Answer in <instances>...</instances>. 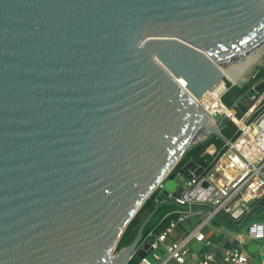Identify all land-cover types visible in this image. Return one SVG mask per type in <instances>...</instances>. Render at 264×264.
<instances>
[{
	"label": "water",
	"instance_id": "obj_1",
	"mask_svg": "<svg viewBox=\"0 0 264 264\" xmlns=\"http://www.w3.org/2000/svg\"><path fill=\"white\" fill-rule=\"evenodd\" d=\"M263 52L264 0H0V264L146 258L156 211L116 252L130 223L198 128L227 141L197 101Z\"/></svg>",
	"mask_w": 264,
	"mask_h": 264
},
{
	"label": "built area",
	"instance_id": "obj_2",
	"mask_svg": "<svg viewBox=\"0 0 264 264\" xmlns=\"http://www.w3.org/2000/svg\"><path fill=\"white\" fill-rule=\"evenodd\" d=\"M256 74L257 72L252 75L248 84L256 78ZM263 81L264 78L256 80L250 89ZM228 91L229 87L226 85L224 91L216 98V105L211 103L212 93L203 96L197 103L207 112L210 123L216 127L223 117H229L230 123L236 128L233 138L227 139L224 143L222 149L224 152L221 155L215 146L206 151L212 157V161L192 180H186L182 174L177 173L178 181L184 187L177 197L170 196L160 200L164 181L159 184L155 190L159 191L157 202H171L176 206V210L167 214L164 219L171 215L175 217L161 233L150 232L139 249L149 240H153L152 252L162 249L176 264H188V243L191 239L195 238L207 248L215 245L214 240L204 231V228L211 226L213 219L222 218L220 221L224 223L228 221L240 225L264 199V90L260 93L255 92L250 97L248 102L250 106L241 116L239 113L233 115L232 107L223 102V96ZM219 129L222 131L223 127ZM195 216H198L199 220L191 233L180 241H169L171 233L180 224ZM246 230L250 239L264 240V219L251 222ZM245 247L244 241L238 237L237 246L225 251L223 261L230 264H249L250 256ZM214 262L213 252L206 250L194 264ZM139 264L155 263L147 256L141 259Z\"/></svg>",
	"mask_w": 264,
	"mask_h": 264
},
{
	"label": "trees",
	"instance_id": "obj_3",
	"mask_svg": "<svg viewBox=\"0 0 264 264\" xmlns=\"http://www.w3.org/2000/svg\"><path fill=\"white\" fill-rule=\"evenodd\" d=\"M263 78H264V67L260 68L257 71L256 78L254 80H251L248 85H244L243 87H236L229 85V91L223 96V102L227 106L233 107L236 101L239 100L251 88V86L254 84L256 80ZM211 103L213 104L216 103V99L214 97L212 98ZM249 106L250 104L240 105L239 116L245 113V111H247ZM235 129L236 128L234 127V125L230 123L229 125L223 127L222 133L227 139H232ZM212 146H215L217 148L218 152H220V155L224 152V150L222 151L224 147V142L216 136H211V138L191 147L185 153L184 157L181 159V161L175 168L174 172L176 174L179 173L180 170L184 166H186L187 163H189L190 161L197 162L199 160H203L206 163L211 162L212 157L208 153H206V151ZM158 196H159V191H155L146 201L142 209L139 211V213L136 215V217L133 219V221L126 229L124 235L122 236L118 244L117 250L124 249L134 241L142 221L153 211L156 212L144 230V237H147L148 234L152 231H155V233L159 234L166 229V227L170 223V220H172L175 216L171 215L166 219L164 218L167 214L176 210V206L171 202H165V203L157 202ZM221 219L222 218H220L219 220ZM263 219H264V199L261 201L260 205L256 206L253 212L247 216V219L244 223L240 225H234L228 221H225V224L233 229H240V228H246L248 224H250L253 221H259ZM140 262L141 259L137 255H135L128 264H139Z\"/></svg>",
	"mask_w": 264,
	"mask_h": 264
},
{
	"label": "crops",
	"instance_id": "obj_4",
	"mask_svg": "<svg viewBox=\"0 0 264 264\" xmlns=\"http://www.w3.org/2000/svg\"><path fill=\"white\" fill-rule=\"evenodd\" d=\"M198 220L199 217L195 216L180 224L178 228L171 233L169 241H180L184 239L197 227ZM204 231L208 237L214 240L215 245L211 248H207L195 238L191 239L188 243V264H194L198 257L206 250H211L213 252L215 256V262L213 264H230L223 261L224 253L237 246L238 237H240L246 245V252L250 256L249 264H264V240L250 239L246 228L233 229L216 218L212 220L210 227L204 228ZM148 258L155 264H176L172 259L168 258L167 254L162 249L151 252Z\"/></svg>",
	"mask_w": 264,
	"mask_h": 264
},
{
	"label": "bare ground",
	"instance_id": "obj_5",
	"mask_svg": "<svg viewBox=\"0 0 264 264\" xmlns=\"http://www.w3.org/2000/svg\"><path fill=\"white\" fill-rule=\"evenodd\" d=\"M264 56V52L257 58V60L254 62V63H252L249 67H248V69L239 77V79L235 82L227 73H225L224 75H223V77H228L229 79H230V81L234 84V85H236L237 83H238V81L248 72V70L256 63V62H258L262 57ZM225 87H226V84H225V82L223 81V82H221L217 87H216V89L214 90V91H212V92H210V93H212V96L216 99L219 95H220V93L222 92V91H224V89H225ZM217 103V102H216ZM213 105H216V104H213ZM208 136V129L206 128V127H200V128H198V130H197V132L195 133V135H194V137H193V139H192V143L193 144H197L198 142H200V141H202L203 139H205L206 137ZM122 256V252L121 253H118L117 255H115L114 257H113V260H114V262H117L118 260H119V258Z\"/></svg>",
	"mask_w": 264,
	"mask_h": 264
},
{
	"label": "rangeland",
	"instance_id": "obj_6",
	"mask_svg": "<svg viewBox=\"0 0 264 264\" xmlns=\"http://www.w3.org/2000/svg\"><path fill=\"white\" fill-rule=\"evenodd\" d=\"M262 67H264V56L248 70V72L238 81V83L235 86L236 87H243L244 85H248V81L252 77V75L255 74ZM224 82L226 83L227 87H229V85L232 86V84H233L228 77H224ZM209 138H211V135L207 136L205 139L198 142L197 144H199V143H201V142H203ZM204 215L205 216L207 215V211L204 212ZM119 251L120 250H116V252H119Z\"/></svg>",
	"mask_w": 264,
	"mask_h": 264
}]
</instances>
